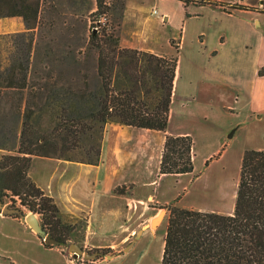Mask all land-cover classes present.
Returning <instances> with one entry per match:
<instances>
[{
	"label": "trees",
	"instance_id": "16d2710c",
	"mask_svg": "<svg viewBox=\"0 0 264 264\" xmlns=\"http://www.w3.org/2000/svg\"><path fill=\"white\" fill-rule=\"evenodd\" d=\"M178 1L186 9L225 6L217 0ZM125 3L96 0L93 16L101 18L113 8L123 13ZM47 7L48 0H0V20L20 18L26 29L22 41L10 42L0 35V149L13 153L0 159V192L10 191L23 207L41 215L42 227L65 246L75 237L83 239L85 229L63 222L54 200L30 178L32 159L98 165L111 124L166 133L178 61L120 49L117 35L102 31L91 34L83 49L69 47L63 60L74 67L66 74L44 65L43 59L39 64L35 32L43 27ZM53 52L47 46L45 60ZM81 62L87 73L91 72L87 65H93L99 87L88 85L89 75L79 70ZM75 75H81L82 84L71 78ZM63 77H68L67 85L62 84ZM75 148L83 149L86 157L76 160L62 155ZM194 171L193 138L168 135L160 175ZM28 197L33 198L32 204ZM178 201L169 205L161 264H264V151H245L232 214L180 208ZM102 253L105 256L106 250Z\"/></svg>",
	"mask_w": 264,
	"mask_h": 264
},
{
	"label": "crops",
	"instance_id": "0c3cea01",
	"mask_svg": "<svg viewBox=\"0 0 264 264\" xmlns=\"http://www.w3.org/2000/svg\"><path fill=\"white\" fill-rule=\"evenodd\" d=\"M180 3L187 18L180 43L174 37L170 40L175 53L182 54L179 57L161 51V38L152 33L149 18L129 0L118 36L120 49L177 58L167 132L111 124L98 165L32 159L30 178L54 200L63 222L84 227L83 239L70 240L78 246L82 242L91 248H119L178 200L174 181L187 175H160L168 135H188L196 141L201 132L210 135V143L225 146L223 139L230 130L236 134L250 120L264 122V10L228 13L221 6L186 9ZM168 16L162 18L166 23ZM212 161V155L205 159L208 165ZM34 239L40 238L24 220L0 209V243L26 247ZM0 252L6 251L0 246Z\"/></svg>",
	"mask_w": 264,
	"mask_h": 264
},
{
	"label": "rangeland",
	"instance_id": "374dc122",
	"mask_svg": "<svg viewBox=\"0 0 264 264\" xmlns=\"http://www.w3.org/2000/svg\"><path fill=\"white\" fill-rule=\"evenodd\" d=\"M129 1L130 4L139 6L149 18L152 33L156 37L161 38V51L176 54L175 48L171 47L170 40L174 37L175 41L180 43L182 23L187 18V12L181 3L178 0ZM251 1L253 2L247 1V5L246 3H240H244L245 0L220 1L219 3L225 5L227 9L224 11L228 13L230 12L229 10H248L249 8L250 10L257 9L262 11L259 8V0ZM111 3L112 1H108L109 6ZM252 4L255 6H251ZM126 5L123 13L113 8V10L108 11L107 15L96 18L93 16L97 10L96 0H48V7L44 13L43 27L35 32L36 42L39 44L37 63L40 64L43 59L44 65L53 66L56 70L66 74L70 68L74 67L73 64L63 60L69 47L81 49L87 44V40L94 32L98 34L102 31V33L107 31L118 37L119 27L126 12ZM213 6L218 5L215 4ZM165 13L171 16L168 23L162 20L165 17ZM210 14L213 15V13ZM101 20H103L104 26L99 27L98 30V23ZM94 22H97V24ZM25 30V25L20 18L0 20V35L6 36L10 42L14 40L22 41V35H24ZM47 46H51L54 51L53 54L49 55L50 60H45ZM180 55L182 54L177 56L179 57ZM84 64L82 62L79 64V70H82V73L86 72V69H84L86 65ZM183 64L185 65V61H183ZM87 66L86 68L91 69V72H86L89 75L88 85L93 89L97 88V86L99 87L100 80L97 74L93 73V65L90 63ZM71 78L82 84L81 75L71 76ZM62 80V84L67 85L68 77H63ZM233 131L230 130L225 135L223 140L226 143L228 142L225 146H221L220 143H210V135L208 134L206 136L204 133H197L198 140L195 141L193 139L195 171L178 179V181H174V189L179 197L178 207L223 214L234 212L243 155L247 150L264 151V122L250 120L236 134H233ZM230 135H232V138L229 139ZM0 139L3 142L1 136ZM69 146H73V144L65 148ZM63 147L62 143H60V148ZM9 154L13 153L0 149V159L4 155ZM62 155L76 160L86 157L83 149L80 148H75V150L71 151L65 150ZM210 155H212L214 161L208 165L205 159ZM0 193V198L5 206L21 209L25 215L35 214L28 208L23 207L20 199H16L10 191H2ZM24 196L23 199L26 198ZM27 202L32 204L33 198L28 197ZM35 215L41 222V215ZM167 217L168 215L159 227L151 228V226H148L140 234L139 232L136 233V237L139 234L138 238L135 237L132 241L119 248H91L85 247L80 242L79 247L84 252L100 254V258L97 260H91L83 256L80 258L75 257L70 251L71 245L75 244L73 241H69L65 246L52 247L49 245L48 248L40 239H34L35 241L29 243L26 247L1 242V250L6 252H0V264H161ZM69 235L66 237L68 238ZM94 238L97 239L96 236ZM101 242L105 244L106 238L101 239ZM57 248L62 250L60 251ZM109 249L110 252H107ZM102 250H106L105 256H103Z\"/></svg>",
	"mask_w": 264,
	"mask_h": 264
},
{
	"label": "water",
	"instance_id": "95a60500",
	"mask_svg": "<svg viewBox=\"0 0 264 264\" xmlns=\"http://www.w3.org/2000/svg\"><path fill=\"white\" fill-rule=\"evenodd\" d=\"M0 209L6 215L19 216L22 220H24L32 228V230L34 232H36L38 237L41 238L46 245L60 246L59 241L53 239L47 233V231L42 227L40 221L38 220V218L35 214L32 213L30 215H25L24 211L21 209H13L9 206H5L1 198H0ZM168 213H169V206H167L166 208L161 210L158 217L152 221L151 228L159 227L163 223V221L166 218V216L168 215ZM138 236H137V238H138ZM70 251L77 258H80L82 256L85 258H89L91 260H97L98 258H100L99 253L90 254V253L84 252V250L81 247H79L75 244L71 245ZM108 258H110V257H108Z\"/></svg>",
	"mask_w": 264,
	"mask_h": 264
},
{
	"label": "built area",
	"instance_id": "2783aa9c",
	"mask_svg": "<svg viewBox=\"0 0 264 264\" xmlns=\"http://www.w3.org/2000/svg\"><path fill=\"white\" fill-rule=\"evenodd\" d=\"M259 2H260V9H262V10H264V0H259ZM221 8H223L224 10H226L227 8L225 7V6H222ZM155 13V12H154ZM99 25H98V30H99V27H101V26H104L103 24V20H101L99 23H98ZM16 199H18V198H16Z\"/></svg>",
	"mask_w": 264,
	"mask_h": 264
}]
</instances>
